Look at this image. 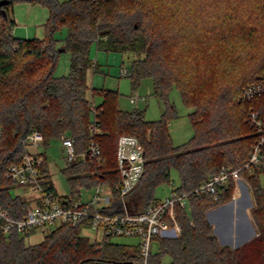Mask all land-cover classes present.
Listing matches in <instances>:
<instances>
[{"label":"trees","instance_id":"trees-1","mask_svg":"<svg viewBox=\"0 0 264 264\" xmlns=\"http://www.w3.org/2000/svg\"><path fill=\"white\" fill-rule=\"evenodd\" d=\"M20 1L47 9L42 38L13 34L9 7ZM63 28L61 50L69 53V70L56 76L54 33ZM92 45L106 52L134 54L127 77L132 88L144 78L151 79L152 94L163 105L158 119H146L144 109H121L117 89L90 87L89 69L100 70L89 56ZM263 71L264 0H8L0 4V207L14 217L21 213L24 200L12 194L15 185L5 171L19 161L21 139L31 130L43 134L44 149L65 133L73 138L77 152L86 150L92 140L99 144L100 164L65 161L61 172L72 197L80 196L82 187L107 184L113 195L108 213L122 212L123 203L131 213L143 211L155 199L154 188L170 180L172 169L180 191L198 187L223 168L238 169L248 159L255 138L248 113L250 109L264 113V95L247 102L241 90ZM173 87L190 109L192 128L189 139L178 145L168 128L179 116L169 100ZM96 94L99 102H94ZM93 119L97 133L89 130ZM121 134L135 136L144 148L142 176L123 199L116 188L115 157ZM239 174L253 195L250 213L252 196L242 182L230 202L208 214V209L232 197L233 180L214 194H191L189 213L177 210L180 234L159 238L148 264H264L260 179L264 166L241 169ZM206 214L224 242L231 233L235 243L253 236L252 220L258 235L236 249L221 247ZM126 258L124 244L107 242L98 248L83 234L81 224L56 226L35 243L16 231L0 239V264L121 263Z\"/></svg>","mask_w":264,"mask_h":264},{"label":"built area","instance_id":"built-area-1","mask_svg":"<svg viewBox=\"0 0 264 264\" xmlns=\"http://www.w3.org/2000/svg\"><path fill=\"white\" fill-rule=\"evenodd\" d=\"M120 74L128 75V68L122 67ZM262 95L264 71L257 81L246 84L241 90V98L247 102ZM143 99H145L143 96L137 94L130 96V101L134 104ZM96 113L95 103H92V118H95ZM247 122L254 129L255 138L249 157L241 167L232 170L223 168L190 191H180L178 187H173L169 195L155 198L139 213H131L124 203L122 212L108 213L106 209L110 207L113 195L107 184L92 187L93 193L88 200H81L79 196L72 197L71 194L61 197L55 194L43 146V134L38 130H31L21 139L23 151L19 161L7 166L5 177L14 185L28 187L33 193L29 199H23L18 217L10 215L7 210L0 207V239H7L13 231L25 237L31 233H41L44 236L61 224L72 226L81 224L83 231L86 228L92 230L94 239H88L96 243L98 248L110 242L108 239L111 236L137 238L136 242L130 245L124 244L127 248V258L123 262H92L93 264H148V258L155 253L151 251L153 243L158 245L159 238H172L180 234L177 210L189 213L191 194L203 192L214 194L218 188L226 186L230 179L237 184L236 181L241 178L239 174L241 169L251 170L264 166V113L250 109ZM89 130L92 133L99 132L95 120L89 124ZM58 142L66 161L90 160L97 165L101 162V148L93 140L86 150L81 152L75 150L73 138L67 133L61 135ZM115 157L119 175L116 188L123 199L135 188L142 176L144 148L135 136L121 134L117 139ZM99 230H102L100 240L97 239Z\"/></svg>","mask_w":264,"mask_h":264},{"label":"rangeland","instance_id":"rangeland-1","mask_svg":"<svg viewBox=\"0 0 264 264\" xmlns=\"http://www.w3.org/2000/svg\"><path fill=\"white\" fill-rule=\"evenodd\" d=\"M30 7L32 9L30 10ZM46 12L45 7L40 3H31L27 1H20L14 3L11 7H9L10 16L15 19V23L12 28V32L16 37H37L42 38L44 36L43 31V16ZM66 29L63 28L54 33V38L56 41V49H58L57 60L54 69V75L61 76L66 75L69 70V53L67 51L61 50L62 40L65 37ZM89 56L91 60L99 65L100 70L93 73L92 68L89 69L87 80L90 87L93 88H105V89H117L120 93L118 98V106L121 109H133L140 108L144 109V115L146 119L154 120L160 117L163 105L161 100L152 94V81L150 78H144L140 85L136 88H132L130 85L129 78L127 75H121L120 69L122 67H127L128 70L130 68V62L134 58V54L131 52L120 53V52H106L104 50H97L94 45L90 48ZM139 95L143 96L145 99L139 100L137 103H132L130 101L131 95ZM89 96H91V92H89ZM94 102H99L101 97L99 95H95L93 97ZM169 100L174 103L177 111L178 118L173 119L169 122L168 128L171 139L175 145L186 142L192 134V128L187 117V113L190 111L189 108L185 107L179 96L178 90L173 87L169 93ZM45 155L49 162L50 169V179L53 184L54 190L59 197L69 195L70 186L67 182L65 175L61 172V169L65 165V158H63L62 151L59 145L58 140H52L49 146L45 149ZM261 182L264 184V174L260 176ZM242 182L248 187V190L253 198L252 192L244 180V178H240L237 181ZM235 185V189L232 193V197L220 205H217L213 208H210L206 211L210 212L223 204L230 202L234 196L237 185ZM179 186V178L176 170L172 169L170 173V180L165 183H161L154 188V197L162 198L170 194L171 189ZM31 190V189H30ZM33 191H29L28 187H24L22 185H15L12 189L13 195H18L22 199H29ZM93 193V189L82 187L80 189L81 200H88ZM253 200V199H252ZM254 207L251 206V209ZM208 214V213H207ZM206 214V217H208ZM251 217V214H250ZM252 219V217H251ZM212 229V234L217 238L218 243L221 247H228L230 249H236L238 247H242L253 239H255L258 235V230L255 223L252 220L253 232L254 235L251 237H245L244 241H238L235 243L233 239L235 236H231L230 238H226L225 242L220 240V234H217L213 231L211 223H209ZM83 234L87 236L90 240L94 239V234L92 230L86 228L83 231ZM43 234L41 233H31L26 236V240L28 243H35L41 240ZM233 237V238H232ZM102 238V230H99L97 235V239L100 240ZM110 242L130 245L136 242L137 238L135 237H125V236H111L108 239ZM158 250L157 243H153L151 247L152 252H156ZM168 262V258L164 259V263Z\"/></svg>","mask_w":264,"mask_h":264},{"label":"crops","instance_id":"crops-1","mask_svg":"<svg viewBox=\"0 0 264 264\" xmlns=\"http://www.w3.org/2000/svg\"><path fill=\"white\" fill-rule=\"evenodd\" d=\"M32 9V7H30V10ZM46 9V8H45ZM47 9H46V12L44 13V16H43V23L45 22V20H46V18H47ZM11 18H13V17H11ZM13 20L15 21V19L13 18ZM15 23V22H14ZM42 23V24H43ZM237 185V184H236ZM237 188V187H236ZM253 199V198H252ZM253 201V204H254V200H252Z\"/></svg>","mask_w":264,"mask_h":264},{"label":"water","instance_id":"water-1","mask_svg":"<svg viewBox=\"0 0 264 264\" xmlns=\"http://www.w3.org/2000/svg\"><path fill=\"white\" fill-rule=\"evenodd\" d=\"M0 4L2 5V4H8V0H2V1H0ZM208 213V212H207ZM207 221H208V223H209V220H208V217H207ZM88 264H93L92 262H90V263H88Z\"/></svg>","mask_w":264,"mask_h":264}]
</instances>
